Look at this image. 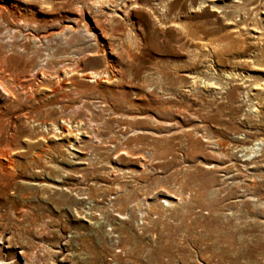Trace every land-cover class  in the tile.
I'll return each instance as SVG.
<instances>
[{
    "label": "rangeland",
    "instance_id": "obj_1",
    "mask_svg": "<svg viewBox=\"0 0 264 264\" xmlns=\"http://www.w3.org/2000/svg\"><path fill=\"white\" fill-rule=\"evenodd\" d=\"M0 81V264H264V0H0Z\"/></svg>",
    "mask_w": 264,
    "mask_h": 264
},
{
    "label": "bare ground",
    "instance_id": "obj_2",
    "mask_svg": "<svg viewBox=\"0 0 264 264\" xmlns=\"http://www.w3.org/2000/svg\"><path fill=\"white\" fill-rule=\"evenodd\" d=\"M86 74L89 75V78H92L91 80H93V81H96L97 79L102 78V77H99L98 73H96V72L90 71V72H86V73H84L82 75H86ZM107 80H108V78L106 80H104V81L107 82ZM0 88L3 90V92L8 93L6 88H5V86H4V83L1 82V81H0ZM251 149H252V147H251Z\"/></svg>",
    "mask_w": 264,
    "mask_h": 264
}]
</instances>
